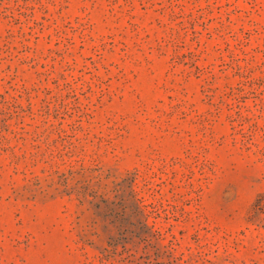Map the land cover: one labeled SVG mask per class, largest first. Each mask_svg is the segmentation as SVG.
<instances>
[{"label":"rangeland","instance_id":"rangeland-1","mask_svg":"<svg viewBox=\"0 0 264 264\" xmlns=\"http://www.w3.org/2000/svg\"><path fill=\"white\" fill-rule=\"evenodd\" d=\"M0 264H264V0H0Z\"/></svg>","mask_w":264,"mask_h":264}]
</instances>
